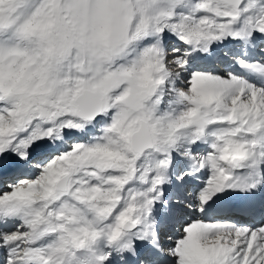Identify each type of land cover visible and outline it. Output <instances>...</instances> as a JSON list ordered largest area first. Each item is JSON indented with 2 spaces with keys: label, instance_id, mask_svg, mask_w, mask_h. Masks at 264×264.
I'll list each match as a JSON object with an SVG mask.
<instances>
[{
  "label": "snow or ice",
  "instance_id": "6c2138e0",
  "mask_svg": "<svg viewBox=\"0 0 264 264\" xmlns=\"http://www.w3.org/2000/svg\"><path fill=\"white\" fill-rule=\"evenodd\" d=\"M0 264H264V0H0Z\"/></svg>",
  "mask_w": 264,
  "mask_h": 264
}]
</instances>
